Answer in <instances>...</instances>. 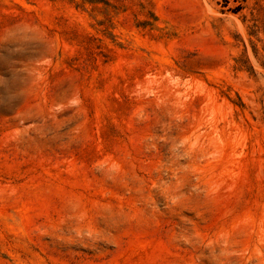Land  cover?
<instances>
[{
  "label": "rangeland",
  "instance_id": "obj_1",
  "mask_svg": "<svg viewBox=\"0 0 264 264\" xmlns=\"http://www.w3.org/2000/svg\"><path fill=\"white\" fill-rule=\"evenodd\" d=\"M0 264H264V0H0Z\"/></svg>",
  "mask_w": 264,
  "mask_h": 264
}]
</instances>
